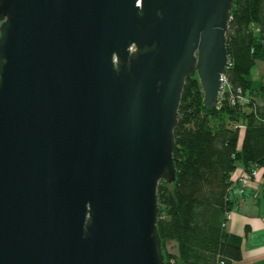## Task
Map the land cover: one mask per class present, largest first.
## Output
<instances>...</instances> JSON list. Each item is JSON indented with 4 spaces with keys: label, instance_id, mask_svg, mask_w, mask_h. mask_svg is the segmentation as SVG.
<instances>
[{
    "label": "water",
    "instance_id": "water-1",
    "mask_svg": "<svg viewBox=\"0 0 264 264\" xmlns=\"http://www.w3.org/2000/svg\"><path fill=\"white\" fill-rule=\"evenodd\" d=\"M235 0H0V264H165L187 78L220 103Z\"/></svg>",
    "mask_w": 264,
    "mask_h": 264
},
{
    "label": "trees",
    "instance_id": "trees-1",
    "mask_svg": "<svg viewBox=\"0 0 264 264\" xmlns=\"http://www.w3.org/2000/svg\"><path fill=\"white\" fill-rule=\"evenodd\" d=\"M232 16L225 73L230 89L218 107L204 105L197 76L184 85L175 129L176 181L158 187L165 264L241 261L244 238L224 226L246 196L231 195L236 172L261 169L264 195V81L252 78L264 63V0H235Z\"/></svg>",
    "mask_w": 264,
    "mask_h": 264
},
{
    "label": "crops",
    "instance_id": "crops-1",
    "mask_svg": "<svg viewBox=\"0 0 264 264\" xmlns=\"http://www.w3.org/2000/svg\"><path fill=\"white\" fill-rule=\"evenodd\" d=\"M260 71L253 78L256 83L264 81V63H260ZM243 134V136H242ZM244 130L241 131L242 143ZM242 174L238 170L234 176L236 179ZM231 195L234 198H242L239 194L237 185L233 186ZM227 231L244 238L243 241V259L233 264H264V195L263 178L251 181L246 191L244 199L240 200L239 205L234 211L233 220L228 224ZM174 250V245H171Z\"/></svg>",
    "mask_w": 264,
    "mask_h": 264
},
{
    "label": "built area",
    "instance_id": "built-area-1",
    "mask_svg": "<svg viewBox=\"0 0 264 264\" xmlns=\"http://www.w3.org/2000/svg\"><path fill=\"white\" fill-rule=\"evenodd\" d=\"M231 66V62H230V58H229V64L228 67ZM222 92H221V98L223 96V94L230 89V85L228 83L226 74L223 75L222 77ZM239 99L244 100L242 97H239ZM233 102H235V99H233ZM261 176V169L254 167L252 168L250 171H242V174L239 175L236 179H235V183L234 185H237L239 188V194L241 196L246 194V190L249 188V185L251 183L252 180L254 179H258ZM233 213H229L227 215V223L224 224V226H227L229 224V222H231V220H233ZM221 264H225L224 262H222Z\"/></svg>",
    "mask_w": 264,
    "mask_h": 264
},
{
    "label": "rangeland",
    "instance_id": "rangeland-1",
    "mask_svg": "<svg viewBox=\"0 0 264 264\" xmlns=\"http://www.w3.org/2000/svg\"><path fill=\"white\" fill-rule=\"evenodd\" d=\"M1 26H2V23H0V31H1ZM259 71H260L259 66L256 67V68H254L253 71H252V78H255V76L258 75ZM255 80H256V79H255ZM259 83H261V82L258 81V84H259ZM220 101H221V98H220ZM242 136H243V134H242ZM168 250H169V251H173V248H172L171 246H169ZM163 255H164V253H163ZM164 258H165V257H164Z\"/></svg>",
    "mask_w": 264,
    "mask_h": 264
}]
</instances>
